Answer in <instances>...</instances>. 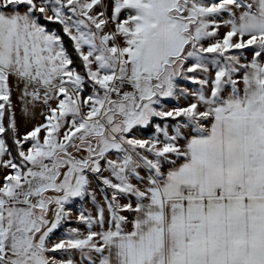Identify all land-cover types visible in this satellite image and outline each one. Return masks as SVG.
<instances>
[{
    "label": "snow or ice",
    "instance_id": "6c2138e0",
    "mask_svg": "<svg viewBox=\"0 0 264 264\" xmlns=\"http://www.w3.org/2000/svg\"><path fill=\"white\" fill-rule=\"evenodd\" d=\"M0 264H264V0H0Z\"/></svg>",
    "mask_w": 264,
    "mask_h": 264
}]
</instances>
